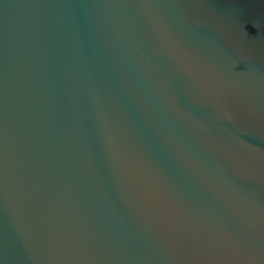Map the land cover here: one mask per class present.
<instances>
[{
  "label": "water",
  "instance_id": "95a60500",
  "mask_svg": "<svg viewBox=\"0 0 264 264\" xmlns=\"http://www.w3.org/2000/svg\"><path fill=\"white\" fill-rule=\"evenodd\" d=\"M0 264H264V0H0Z\"/></svg>",
  "mask_w": 264,
  "mask_h": 264
}]
</instances>
